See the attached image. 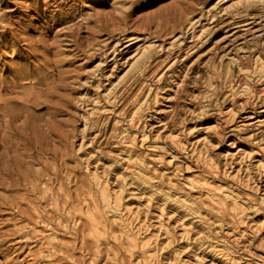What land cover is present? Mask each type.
Wrapping results in <instances>:
<instances>
[{"label":"rangeland","instance_id":"obj_1","mask_svg":"<svg viewBox=\"0 0 264 264\" xmlns=\"http://www.w3.org/2000/svg\"><path fill=\"white\" fill-rule=\"evenodd\" d=\"M0 102V264H264V0H0Z\"/></svg>","mask_w":264,"mask_h":264},{"label":"bare ground","instance_id":"obj_2","mask_svg":"<svg viewBox=\"0 0 264 264\" xmlns=\"http://www.w3.org/2000/svg\"><path fill=\"white\" fill-rule=\"evenodd\" d=\"M254 54H261L263 55V50L260 48H257L253 52ZM2 111L1 115L2 117H6L7 115L10 117L8 120H4L5 122V128L8 129L6 131H22L20 126L17 124V115L14 113V111H11L10 107H8L7 104H3L0 102V112ZM2 146L1 136H0V147ZM0 170H2L1 167V159H0Z\"/></svg>","mask_w":264,"mask_h":264}]
</instances>
